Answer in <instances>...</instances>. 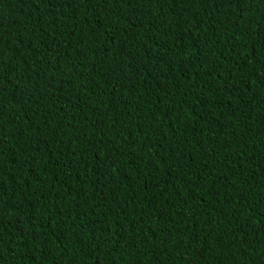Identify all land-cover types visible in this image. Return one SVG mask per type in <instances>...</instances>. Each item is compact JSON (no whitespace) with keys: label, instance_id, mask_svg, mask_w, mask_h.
<instances>
[{"label":"trees","instance_id":"1","mask_svg":"<svg viewBox=\"0 0 264 264\" xmlns=\"http://www.w3.org/2000/svg\"><path fill=\"white\" fill-rule=\"evenodd\" d=\"M0 197V264H264V0H0Z\"/></svg>","mask_w":264,"mask_h":264},{"label":"snow or ice","instance_id":"2","mask_svg":"<svg viewBox=\"0 0 264 264\" xmlns=\"http://www.w3.org/2000/svg\"><path fill=\"white\" fill-rule=\"evenodd\" d=\"M89 2H91V0H89ZM51 5H56L57 7H64V0H51ZM113 165V164H112ZM115 165H113L114 167ZM0 200H2V197H0ZM173 223H175L173 221Z\"/></svg>","mask_w":264,"mask_h":264}]
</instances>
